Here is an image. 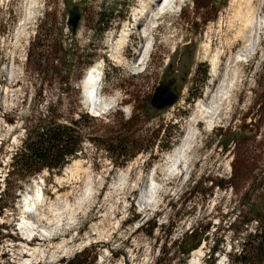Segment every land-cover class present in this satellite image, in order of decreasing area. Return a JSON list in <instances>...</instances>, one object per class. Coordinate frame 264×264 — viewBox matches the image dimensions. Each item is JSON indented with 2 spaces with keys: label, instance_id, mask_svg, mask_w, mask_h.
I'll list each match as a JSON object with an SVG mask.
<instances>
[{
  "label": "rangeland",
  "instance_id": "rangeland-1",
  "mask_svg": "<svg viewBox=\"0 0 264 264\" xmlns=\"http://www.w3.org/2000/svg\"><path fill=\"white\" fill-rule=\"evenodd\" d=\"M144 2L0 0V195L10 194L0 211V264H67L76 256L92 264H209L213 243V264H229L253 232L254 217L264 214V0H185L179 11L159 15L141 68L149 35L140 32L152 24L151 13L142 23L135 17ZM72 7L80 13L74 31L67 24ZM238 10L253 17L255 48L236 64L226 116L221 112L207 130L205 123L189 121L198 101H209L221 82L211 78L202 44L208 28L217 30L219 22L222 42L231 38ZM239 47L240 41L231 46L232 55ZM96 63L103 64L107 109L91 107L93 84L84 87L85 70ZM225 63L226 56L220 75ZM158 84L178 92L164 110L149 104ZM89 110L99 112L90 122L95 140L84 139L60 172L43 169L20 180V188L5 177L32 116L51 111L68 122ZM108 131L115 138L129 136L127 153L135 156L122 163L109 158L102 141ZM185 139L190 145L182 173L171 174L167 158ZM37 186L41 197L28 199L27 220L36 228L31 241L19 230L20 209ZM240 214L251 221L243 224ZM192 229L200 242L183 255L178 244Z\"/></svg>",
  "mask_w": 264,
  "mask_h": 264
},
{
  "label": "trees",
  "instance_id": "trees-1",
  "mask_svg": "<svg viewBox=\"0 0 264 264\" xmlns=\"http://www.w3.org/2000/svg\"><path fill=\"white\" fill-rule=\"evenodd\" d=\"M101 24L102 27H107V18H101ZM91 61H86L85 64L88 65ZM206 73L207 68L205 67L203 69L204 79ZM65 79L66 77L63 76L60 78L63 82ZM57 117L53 112L48 111L46 114H38L30 118V123L25 127L20 145L10 156L5 176L17 181L15 186L20 188L18 186L20 180L27 181L43 169L48 172H60L70 159L76 157V152L84 139L95 140L91 136L94 130L90 129L92 126L90 122L95 118L87 112L80 113L76 119H70L68 122H59ZM161 126L159 125V128ZM108 132L102 136V141L104 142V151L109 158L122 163L135 156V152L127 153L129 144H132L129 136L115 138L111 136L110 131ZM152 146L153 143L143 147L142 151H148ZM3 192V197L0 195V200L3 199L4 202L0 204V211L6 206L10 195H7L5 190ZM239 216L242 217L243 224L251 221V218H246V215L240 214ZM254 218L257 222L253 232L246 233L240 249L233 253L229 264H264V214H257ZM241 231L235 229L234 233ZM199 242L200 239L197 237L195 229H192L188 235H184L178 244V250L183 255H187L197 247ZM217 249V244L213 243L210 246L207 258L209 264L214 263L212 255ZM76 257L70 259L67 264L93 263L90 259L80 261Z\"/></svg>",
  "mask_w": 264,
  "mask_h": 264
},
{
  "label": "bare ground",
  "instance_id": "bare-ground-1",
  "mask_svg": "<svg viewBox=\"0 0 264 264\" xmlns=\"http://www.w3.org/2000/svg\"><path fill=\"white\" fill-rule=\"evenodd\" d=\"M175 1H177V3H176V5H177V4L181 3V1L184 2L185 0L184 1L183 0H175ZM172 2H173V0H163V2L161 4V13H159V11L156 9H154V12L152 11L153 0H146V2H144L142 4V7L137 11L136 16H135L137 21L139 23H142L143 21L146 20V16H148L149 13H151V20H152V24H150V26H148V28H143L141 30L140 34L142 37H144L145 34L147 36L149 35V37H152L151 28L157 26L155 24H157L156 22H157V19L160 17L159 15H161L164 12L167 13L170 11V9L175 7V4L173 5ZM237 13L236 14L239 17V21H237L238 23H236V24H238L237 26L235 24L236 29L234 30V33H233L231 38H229L226 41L224 40L222 42V36H221L222 25H221V22H219L217 25V30L212 32V27L208 28L209 31L206 32L205 40L202 44V55H203V57H208L211 65H212V77L211 78L214 80H217L220 78L221 82H220V84H218L214 93L211 95L209 101H207V102H204L202 100L198 101V103L196 104L195 111L193 112V115L191 116L189 121L191 123H196L197 121H201V122L205 123V128L207 130H211L213 127H215L217 125V123L220 120V113L221 112H222V114H224L226 116V113L228 112V107L230 106V102H229L230 90L232 89L233 81L235 82L234 78L237 76L236 64L239 61H243V60L247 59V57H249L251 55V52L255 48V45H254L255 42L253 39H254V33H255L256 29L254 28L255 23L253 21V17L251 15L250 16H241L240 10H238ZM246 15H248V14H246ZM234 18H235V16H234ZM230 22H231V20H230ZM231 23H233V22H231ZM212 34L217 35L216 39L218 41V45L215 47L213 52H211V46H210V43L212 41ZM119 39L121 40V42L118 45V49H122V47H123L122 44L124 42V38L121 36V37H119ZM237 41H240V47L232 55L230 48ZM144 47H145V49H143L142 55L139 59V62L142 64H143V60H144L145 56L147 55V53H146L147 42H146V45ZM224 48L228 49L227 53H224ZM222 55L226 56V63L224 66V70H223V73L221 75L220 74L216 75V72H217L218 67H219L220 56H222ZM147 57H148V55H147ZM137 61L135 60L133 63L134 64L139 63ZM94 75H95V72H92L88 79L83 80L84 81V87H88L91 83L93 84V86L91 87L89 96H95V95L96 96H95L93 102H90L91 107L94 105H99V107L101 109H107L110 105H109V103L106 104V101L104 100V97L101 94L102 93L101 90H100V92L98 91V89L100 87L96 84L97 83V77H94ZM229 75L232 76L230 79H229ZM207 96H208V94H207ZM89 113L93 114L94 112L89 110ZM194 132L195 131H193L191 133L193 136L195 134ZM189 145H188L187 139H185L181 145L176 146L172 150L171 156L167 158V162H169L167 169L168 170L171 169V174H174V173L178 174L179 172L182 173V167L186 161V160H184V151ZM149 188L150 189L148 191H149V195H150L151 185H149ZM29 197L30 198L41 197L40 187L37 186L36 189L31 192V196L29 195ZM26 200H25V203L23 205L27 204L26 210H29V213H30L32 210V208H31L32 205H31L30 200H27V201ZM23 218L24 219L22 221H20L19 230L21 231V233H23V236L24 235L26 237L31 236L32 233H34V230L36 228L32 222H28V220H27L28 217L27 218L23 217ZM33 239H34V236H32V238L30 240L32 241ZM35 250L36 249L33 248L31 250V252H29L31 254V256H32V253L35 252ZM28 251H29V249H28ZM198 251L199 250H196V252H198ZM196 252H194V253H196ZM26 260L27 259H25V261H24L25 264H29V263H26L27 262ZM190 263H194V258H192ZM216 264H222V262L218 261Z\"/></svg>",
  "mask_w": 264,
  "mask_h": 264
},
{
  "label": "water",
  "instance_id": "water-1",
  "mask_svg": "<svg viewBox=\"0 0 264 264\" xmlns=\"http://www.w3.org/2000/svg\"><path fill=\"white\" fill-rule=\"evenodd\" d=\"M80 19V13L76 7H72L68 11L67 24L68 27L74 31L78 21ZM178 99V92L168 84H158L150 98L149 104L156 110H164L172 106Z\"/></svg>",
  "mask_w": 264,
  "mask_h": 264
},
{
  "label": "clouds",
  "instance_id": "clouds-1",
  "mask_svg": "<svg viewBox=\"0 0 264 264\" xmlns=\"http://www.w3.org/2000/svg\"><path fill=\"white\" fill-rule=\"evenodd\" d=\"M95 70H96V66H95V65L90 66L89 69H86V70H85L84 79H88L89 76L91 75V73H92L93 71H95Z\"/></svg>",
  "mask_w": 264,
  "mask_h": 264
}]
</instances>
